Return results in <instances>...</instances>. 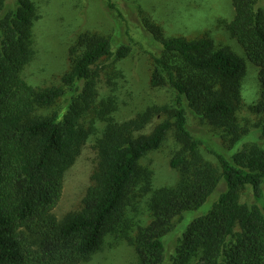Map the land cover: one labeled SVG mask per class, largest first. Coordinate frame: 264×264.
Returning a JSON list of instances; mask_svg holds the SVG:
<instances>
[{"label": "trees", "instance_id": "trees-1", "mask_svg": "<svg viewBox=\"0 0 264 264\" xmlns=\"http://www.w3.org/2000/svg\"><path fill=\"white\" fill-rule=\"evenodd\" d=\"M231 6L233 18L221 27L258 69L259 96L249 109L259 119V145L237 138L245 64L208 36L168 37L153 25L160 54L152 59L149 85L175 98L118 121L117 102L100 95L102 64L129 59L131 46L82 34L58 85L34 87L23 71L35 58L38 8L33 0H0V264L88 262L106 236L119 234L131 193L150 186L152 172L141 163L168 140V166L179 179L153 192L149 222L125 238L133 264H264V0H231ZM182 100L235 151L225 155L192 135ZM92 136L91 185L80 209L57 219L64 172ZM247 188L252 198L242 201Z\"/></svg>", "mask_w": 264, "mask_h": 264}, {"label": "rangeland", "instance_id": "rangeland-1", "mask_svg": "<svg viewBox=\"0 0 264 264\" xmlns=\"http://www.w3.org/2000/svg\"><path fill=\"white\" fill-rule=\"evenodd\" d=\"M33 1L39 11V20L34 28L35 58L23 71L28 84L41 88L58 85L60 77L69 69L68 51L74 41L85 33L106 36L112 42L132 48L131 57L116 67L108 66V62L102 64L107 66L102 72L100 83L101 98L112 96L117 102L115 118L118 121L128 120L145 107L167 104L175 98L169 89H153L149 85L152 59L160 54L150 31L153 25H159L168 37L192 40L208 36L216 45L235 52L245 64L241 103L236 114L240 126L237 138H244L240 145L248 142L260 144L255 134L259 119L249 109L259 96L258 69L248 62L241 47L221 27L233 18L231 0ZM181 103L185 110L187 129L192 135L206 140L223 154L235 148L232 140H219L218 131L194 118L185 108L184 100ZM95 145L96 138L92 136L84 144L73 166L64 172L61 198L54 211L57 219L80 209L96 166ZM171 146L172 141L168 140L159 151L143 160L142 167L152 172L150 186L144 191H139L138 186L131 193L119 234L106 236L100 250L82 264L135 262L134 251L125 238L133 236L137 228L149 222L148 205L153 192L172 187L179 179L178 174L168 166ZM201 153L205 160L218 166L216 159L205 149L201 148ZM251 198V189L247 188L241 199L250 201ZM178 239L179 234L170 238L166 253L168 259Z\"/></svg>", "mask_w": 264, "mask_h": 264}]
</instances>
